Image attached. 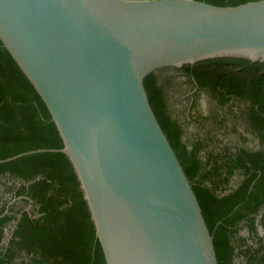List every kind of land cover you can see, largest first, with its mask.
Here are the masks:
<instances>
[{"label":"water","instance_id":"1","mask_svg":"<svg viewBox=\"0 0 264 264\" xmlns=\"http://www.w3.org/2000/svg\"><path fill=\"white\" fill-rule=\"evenodd\" d=\"M0 40L63 140L60 149L0 164L66 154L106 264H218L144 79L217 57L264 63V0H0Z\"/></svg>","mask_w":264,"mask_h":264},{"label":"trees","instance_id":"2","mask_svg":"<svg viewBox=\"0 0 264 264\" xmlns=\"http://www.w3.org/2000/svg\"><path fill=\"white\" fill-rule=\"evenodd\" d=\"M203 1L224 6L253 0ZM170 69L179 70L199 91L216 99L219 108L230 97L248 102L242 122L263 143L264 63L217 57L165 67L144 79L154 114L213 234L218 264H234L236 257L243 264H264V235L260 234V229L264 231V149L231 147L210 131L184 138V129L168 110L164 75ZM216 117L212 127L220 129ZM197 125L204 127L203 120ZM62 147L46 104L0 40V160L30 150ZM28 202L32 203L30 210L24 208ZM12 226L9 240L2 243L5 228ZM242 229L248 235H240ZM0 264H106L66 154L42 152L0 164Z\"/></svg>","mask_w":264,"mask_h":264},{"label":"flooded vegetation","instance_id":"3","mask_svg":"<svg viewBox=\"0 0 264 264\" xmlns=\"http://www.w3.org/2000/svg\"><path fill=\"white\" fill-rule=\"evenodd\" d=\"M164 76L167 78L165 92L168 110L171 117L184 129V138L191 139L196 136H204L208 131L220 139L227 135L246 138L256 136L245 129L241 119L243 117L242 114H244L249 106L248 102L230 97L223 107L219 108L217 107L218 102L216 99H212L207 92L199 91L197 85L189 81L187 76L182 75L179 70L170 69L165 72ZM203 100H209L211 105L203 108ZM179 107L182 108L180 109L181 113H178L180 111ZM215 115H217V120L222 124L220 129L212 127ZM200 119L203 120L204 127L197 125ZM191 126L200 127L203 132L189 137L188 132L191 130ZM222 144H227L224 139H222ZM237 146L240 145L235 144L234 147ZM237 259L240 258L236 257L234 264Z\"/></svg>","mask_w":264,"mask_h":264},{"label":"rangeland","instance_id":"4","mask_svg":"<svg viewBox=\"0 0 264 264\" xmlns=\"http://www.w3.org/2000/svg\"><path fill=\"white\" fill-rule=\"evenodd\" d=\"M202 103H203V106H204L203 108H207V107H209L211 105V103H210L209 100H207V101L206 100H203ZM180 109H182V108L179 107V110ZM178 113H181V110ZM190 129L191 130H189V132H188V136L189 137H192V136H194L197 133H202L203 132L202 128L197 127V126H191ZM221 139H224L225 143H227V145H229L231 147H234L235 144H236V145L244 146V147H246L248 149H254V150L264 149V142L261 143L260 140H259V138L256 137V136L255 137H248V138H246V140H241L239 138V136H236V135H227V136L221 137ZM17 199L20 200L22 198L21 197H18ZM18 203L24 204L22 202H18ZM24 206H25L24 208L26 210H30L32 208V203L31 202H28ZM260 234L264 235V231L262 229H260ZM240 235H242V236L248 235L247 229H242L240 231ZM235 264H243V262H242L241 259H237Z\"/></svg>","mask_w":264,"mask_h":264}]
</instances>
